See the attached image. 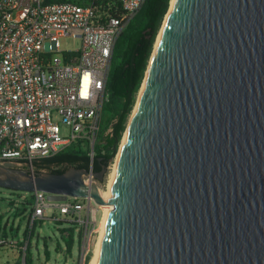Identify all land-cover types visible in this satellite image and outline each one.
<instances>
[{
  "label": "water",
  "instance_id": "95a60500",
  "mask_svg": "<svg viewBox=\"0 0 264 264\" xmlns=\"http://www.w3.org/2000/svg\"><path fill=\"white\" fill-rule=\"evenodd\" d=\"M155 48L110 200L77 168L0 188L112 205L99 264H264V0H175Z\"/></svg>",
  "mask_w": 264,
  "mask_h": 264
},
{
  "label": "built area",
  "instance_id": "2783aa9c",
  "mask_svg": "<svg viewBox=\"0 0 264 264\" xmlns=\"http://www.w3.org/2000/svg\"><path fill=\"white\" fill-rule=\"evenodd\" d=\"M145 1L0 0V165L34 172L35 161L75 142L94 156L115 45ZM64 37L79 39L81 47L62 49ZM86 181H95L92 171ZM28 198L29 237L0 235V248L16 250L18 264H27L31 231L52 210V218L59 220L58 213L82 231L86 264L101 206L84 198L52 201L42 191L19 200Z\"/></svg>",
  "mask_w": 264,
  "mask_h": 264
},
{
  "label": "trees",
  "instance_id": "16d2710c",
  "mask_svg": "<svg viewBox=\"0 0 264 264\" xmlns=\"http://www.w3.org/2000/svg\"><path fill=\"white\" fill-rule=\"evenodd\" d=\"M171 4L172 0H146L140 11L119 37L114 49L111 73L107 83L108 100L103 107L94 156H91L90 150L85 144L75 142L55 156L35 161L33 164L35 173L64 174L71 168H77L100 174L104 168L108 170L114 163ZM110 128L111 132H108ZM0 190L4 189L0 188ZM11 192L18 199L24 194L23 191ZM13 204L14 202H11V205ZM23 205L30 206L31 199L28 198L23 202ZM57 221L58 224H69L60 232L66 256L70 258L73 255L75 246L81 244L83 233L71 223ZM1 232L0 228V234ZM29 232L28 229L24 238L29 237ZM2 236H7L5 229ZM32 236L33 230L31 231L30 241ZM30 241L27 248V264H32ZM61 250L62 246L58 243V251ZM46 254L48 255V251H46ZM90 260L91 257L89 256L86 264H90Z\"/></svg>",
  "mask_w": 264,
  "mask_h": 264
},
{
  "label": "rangeland",
  "instance_id": "374dc122",
  "mask_svg": "<svg viewBox=\"0 0 264 264\" xmlns=\"http://www.w3.org/2000/svg\"><path fill=\"white\" fill-rule=\"evenodd\" d=\"M164 23L162 25L161 32L163 30ZM60 43L62 49L64 50H76L81 47V41L73 37L61 38ZM140 95L141 92L139 93L135 109L137 108ZM135 109L133 111L131 118L135 113ZM130 123H131V119L129 121L127 130L130 126ZM62 132H64V130H62ZM125 134L122 143L120 145L119 151L123 144ZM112 165L108 168V171L104 176L103 181H98L96 179L94 181V183H97L101 193L106 192L109 189L110 176L113 167ZM9 166L20 169H26L24 167L16 166V165H9ZM11 202H14V204L11 205ZM52 214H53L52 210L48 211V213L46 214V218L43 221H38L33 229V236L30 241V257L32 259V264H81L82 241L81 244H77L75 246L72 257L70 258L67 257L60 230L65 227H68L67 225L69 224L67 225L58 224L59 222L54 218H52ZM104 214H105V208H103V205H101V207L97 210L95 241H94L92 253L90 254L91 257L90 264H92L95 254L98 251V246L103 228ZM57 215L59 217L58 219L62 220V217H60L61 215H59L58 213ZM29 216H30L29 207L24 206L21 200H19L17 197L12 195L11 191L5 189L0 190V217H1L0 228L2 232L5 229L7 236L9 238H15L17 240L23 241L25 232L29 228ZM2 232L0 235H2ZM58 243H60L62 246L61 251H58ZM46 251H48V255L46 254ZM18 256L19 254L16 250H11L8 248H0V264H17ZM21 262H23L22 259Z\"/></svg>",
  "mask_w": 264,
  "mask_h": 264
},
{
  "label": "bare ground",
  "instance_id": "6f19581e",
  "mask_svg": "<svg viewBox=\"0 0 264 264\" xmlns=\"http://www.w3.org/2000/svg\"><path fill=\"white\" fill-rule=\"evenodd\" d=\"M174 2H175V0H172V5H171L170 10L168 12V15L166 17L163 30H164L165 25L167 23V20H168V17L170 15V12H171V9L173 7ZM163 30L161 32V35H160L155 47L158 46L159 41L161 40ZM145 82L146 81H144V83H143V88L145 86ZM143 88H142V91H143ZM142 91H141V94H142ZM140 98H141V95L139 97V102H140ZM139 102H138L137 108L135 109V113H134L133 117L131 118V123H130V126H129L126 134H125V138H124L123 144L121 146V149H120V151H119V153H118V155H117V157L115 159L114 164L112 165L113 167H112V172H111V176H110L109 189H108V191L101 193V198H102L103 201H108V200H110L112 198V191H113V187H114V182H115V178H116V173H117L119 161H120V159H121V157H122V155L124 153V150H125V147H126V144H127V140H128V136H129V133H130V130H131V126H132L135 114H136L138 106H139ZM103 208H105V214H104V217H103L102 234H101V238H100V242H99V246H98V251L95 254V257H94V259L92 261V264H99L100 263L101 252H102V248H103V244H104V239H105V235H106V232H107V228H108V225H109L110 216H111V213H112V210H113V206L112 205H104Z\"/></svg>",
  "mask_w": 264,
  "mask_h": 264
},
{
  "label": "flooded vegetation",
  "instance_id": "af4514ba",
  "mask_svg": "<svg viewBox=\"0 0 264 264\" xmlns=\"http://www.w3.org/2000/svg\"><path fill=\"white\" fill-rule=\"evenodd\" d=\"M7 166V165H6ZM8 167H10V168H14L15 169V167H11V166H8ZM17 169V168H16Z\"/></svg>",
  "mask_w": 264,
  "mask_h": 264
},
{
  "label": "crops",
  "instance_id": "0c3cea01",
  "mask_svg": "<svg viewBox=\"0 0 264 264\" xmlns=\"http://www.w3.org/2000/svg\"><path fill=\"white\" fill-rule=\"evenodd\" d=\"M18 263H19V262H18ZM18 263H17V264H18Z\"/></svg>",
  "mask_w": 264,
  "mask_h": 264
}]
</instances>
